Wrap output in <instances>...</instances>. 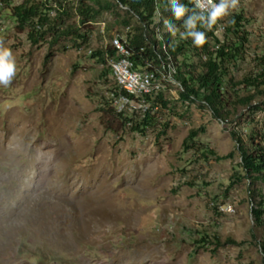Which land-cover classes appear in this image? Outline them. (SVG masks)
Returning a JSON list of instances; mask_svg holds the SVG:
<instances>
[{"label":"rangeland","instance_id":"obj_1","mask_svg":"<svg viewBox=\"0 0 264 264\" xmlns=\"http://www.w3.org/2000/svg\"><path fill=\"white\" fill-rule=\"evenodd\" d=\"M2 1L0 47L15 74L0 85V264H264V213L251 215L264 178L247 175L235 139L252 149L250 132L263 136L264 92L242 80L263 72L264 0L234 7L250 43L231 95L249 101L223 118L197 100L167 102L143 133L134 114L123 124L107 110L111 72L85 51L122 29L121 6L76 27L79 0ZM23 1L45 8L36 42L9 15Z\"/></svg>","mask_w":264,"mask_h":264},{"label":"trees","instance_id":"obj_2","mask_svg":"<svg viewBox=\"0 0 264 264\" xmlns=\"http://www.w3.org/2000/svg\"><path fill=\"white\" fill-rule=\"evenodd\" d=\"M1 2H3L1 0ZM172 0H79L76 10L78 12V24L85 25L91 22L102 12L110 10L114 5H119L123 9V14L114 21L115 23L122 26L121 31L124 36V43L126 47L133 52L132 60L134 63L144 65L146 61L151 60L149 58H157L156 53L161 54L160 51L154 49V45L146 36V29L149 26L152 17L158 14L162 19L175 20L171 15V8L169 5ZM180 3L184 4L189 10H194L190 0H179ZM45 10L43 4L37 2L23 1L18 5H14L8 9L9 15L16 21V27L19 32L24 30L27 36L32 39L33 42L37 41V38L42 35V31L36 28V24L46 23L47 16L43 12ZM234 15V31H229L225 35V43L221 42L220 46L215 51H208L206 58L201 59L195 52L198 48H206L207 41L205 36V43L202 46H196L192 42L191 37L181 38L178 37L173 40H169L166 36L167 51L172 53L175 57L177 53L181 55V63L186 67L185 70H181L175 59L173 64L177 67L176 74H181L183 77L182 84L184 90L180 91L179 98L181 100L193 101L197 100L202 102L203 105L207 106L213 116L223 118L227 116L229 107H232L237 102L249 101L250 98L237 99L232 97V92H235V86L241 82V80H233L231 75V66L235 62V56L240 55L243 57L244 51H246V31L240 29L241 21L243 20V11L238 9L233 10ZM189 13H186L188 15ZM181 30L184 31L183 23L180 22ZM113 24H105L104 30L109 31ZM74 27L73 30L77 28ZM78 37L81 39L85 38L86 33H80L82 27L78 26ZM196 29L203 31L204 28L200 27L197 23ZM113 30V29H111ZM228 35H231V37ZM38 36V37H36ZM235 40H234V39ZM232 39L235 41L233 42ZM177 42V43H175ZM193 50V51H192ZM112 50L109 45L104 47L96 48L90 56L98 57V61L106 64L107 55L111 54ZM191 56L197 57L196 61L191 60ZM232 57V58H231ZM148 58V59H147ZM255 59L260 60L259 64L263 68V72L258 76L245 77V81L242 82L249 87H253L255 91L251 90L249 93L253 96L259 94L261 91L264 92V81L258 80L264 76V54L255 55ZM111 75V74H110ZM113 87L107 90V99L113 109L112 114L122 121L123 124L127 122V114L116 112L113 105L112 99L109 96V92L114 89ZM253 91V93H251ZM249 94V96H251ZM248 96V97H249ZM193 98V99H192ZM160 103L166 107L167 102L170 99H163L159 97ZM226 109V111H224ZM228 109V111H227ZM152 120V115L146 116L142 121H135L132 124V129L143 133V127H146ZM232 131V135L234 136ZM263 135L262 138L259 135L253 137V133L250 132L248 135V142L252 149H248L247 146L242 145L240 137L236 136V142L238 143L237 150L240 154L241 166L246 171L247 175L251 178H264V131L259 133ZM193 138V134H189L183 141V146L189 148V143ZM255 206H251V215L255 220L259 219L264 213V204L261 200L255 203Z\"/></svg>","mask_w":264,"mask_h":264},{"label":"built area","instance_id":"obj_3","mask_svg":"<svg viewBox=\"0 0 264 264\" xmlns=\"http://www.w3.org/2000/svg\"><path fill=\"white\" fill-rule=\"evenodd\" d=\"M194 5V0H190ZM1 2V1H0ZM218 2V0H213ZM3 5V2H1ZM53 9H51L52 11ZM234 8L229 9L228 15L219 18L209 30H203L206 36L207 45L206 48H198L195 50L201 59H205L208 50H217L220 43H225V35L229 31H234V15L232 11ZM180 20L162 19L158 14L152 17L149 26L146 29V36L153 43L154 49L160 51L156 53L157 58H149L144 65L134 63L132 60L133 52H131L124 43L123 32L120 29H113L108 32L109 42L112 52L106 57V65L111 72V77L114 82V89L109 92V96L112 99V105L116 112H121L127 115L134 114L135 119L142 121L146 116H150L153 111L164 110V106L160 103L159 97L163 99H170L171 101L188 103V100H181L179 98L180 88L183 87L181 74H176L177 67L173 64V59L178 61L177 64L181 65V70H185L186 67L181 63V55L177 53V56H173L172 53L167 51L166 36L169 40L180 37L179 33L182 32ZM167 21L174 24L178 29L176 35H170L164 28L163 23ZM240 29L246 31V51L247 45L250 43V36L246 27V18L243 13V20L240 22ZM101 26V32L104 31V22H99ZM36 28H40V25L36 24ZM231 37V35H228ZM259 38H264L259 37ZM234 39V38H233ZM232 39L233 42H235ZM177 43V42H175ZM81 52V49L78 50ZM87 54H91V49L85 50ZM259 54V53H255ZM264 54V53H260ZM148 59V58H147ZM173 87V88H172ZM170 101V102H171ZM133 119L134 121H136ZM130 122V121H129Z\"/></svg>","mask_w":264,"mask_h":264},{"label":"clouds","instance_id":"obj_4","mask_svg":"<svg viewBox=\"0 0 264 264\" xmlns=\"http://www.w3.org/2000/svg\"><path fill=\"white\" fill-rule=\"evenodd\" d=\"M236 6V0H194L193 9L189 10L179 0H172L169 7L171 15L175 20L183 19L184 31L180 32L181 38L191 37L196 46L205 43L204 32L196 29L197 23L205 30L212 28L217 20L228 15V11ZM186 13H189L186 15ZM163 28L170 34L176 35L178 29L174 24L167 21L163 23ZM15 74V60L8 48L0 47V85L7 86Z\"/></svg>","mask_w":264,"mask_h":264}]
</instances>
